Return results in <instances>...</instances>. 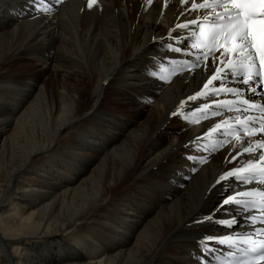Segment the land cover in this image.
Listing matches in <instances>:
<instances>
[{"label": "bare ground", "instance_id": "bare-ground-1", "mask_svg": "<svg viewBox=\"0 0 264 264\" xmlns=\"http://www.w3.org/2000/svg\"><path fill=\"white\" fill-rule=\"evenodd\" d=\"M54 2L0 0V264H200V238L229 230L193 221L237 188L211 186L243 140L194 159L210 119L196 125L207 100L186 97L203 75L164 84L146 66L177 54L152 38L186 35L175 25L203 9Z\"/></svg>", "mask_w": 264, "mask_h": 264}, {"label": "snow or ice", "instance_id": "snow-or-ice-1", "mask_svg": "<svg viewBox=\"0 0 264 264\" xmlns=\"http://www.w3.org/2000/svg\"><path fill=\"white\" fill-rule=\"evenodd\" d=\"M59 2L60 0H56V3ZM152 2L153 0H146L149 5ZM30 3L37 14H47L51 11L50 6L45 7V0H30ZM95 4L97 0H87L89 9ZM180 4L188 5L184 9L188 13L204 10L203 14L195 19H186L175 25L176 28L193 33L199 29L200 42L187 44L192 36L173 35L172 29H169L168 40L154 36L153 43L164 41L162 46L169 52L188 54L191 51L195 55L194 60L187 62L191 64L189 72L199 69L203 81L197 91L186 97L187 101L204 98L211 100V103L218 107L240 113L232 123H215L208 128L204 136L217 133L222 126L225 137L235 133L237 141L242 140L241 133L243 138L259 134L255 141L243 139L241 144L234 146L235 151L224 157L231 166L224 169L211 186L223 187L224 184L234 181L244 187L225 195L216 208L193 221L198 225L210 223L229 230L225 235H204L200 238L198 245L204 253L200 257V264H205L208 256L214 254L216 244L227 246L229 249L237 248L239 256L235 258L234 264H264V138H261L264 137V97H261L262 103L256 104L242 95L245 91L252 95L264 91V0H180ZM201 20L209 21V25L205 27L200 23ZM177 42L180 46H175ZM185 44L187 47H184ZM240 79L247 86L246 89L230 86V81ZM221 93L233 99H213ZM185 103V100H181L176 111L171 114L185 118L182 111ZM209 107L207 102L201 104L204 110ZM253 108L259 109V116L249 114ZM211 114L219 115L215 111ZM226 142L225 139L224 143ZM217 143L223 147V143ZM211 147L215 148L216 144H211ZM233 209L243 213L246 224L251 226L249 232L236 234L232 231L240 223ZM218 211L224 212L225 215L217 217ZM241 244L244 247H238Z\"/></svg>", "mask_w": 264, "mask_h": 264}, {"label": "rangeland", "instance_id": "rangeland-1", "mask_svg": "<svg viewBox=\"0 0 264 264\" xmlns=\"http://www.w3.org/2000/svg\"><path fill=\"white\" fill-rule=\"evenodd\" d=\"M56 1V0H55ZM88 172V169H87V166H85L83 169H82V173H80V175H84Z\"/></svg>", "mask_w": 264, "mask_h": 264}]
</instances>
